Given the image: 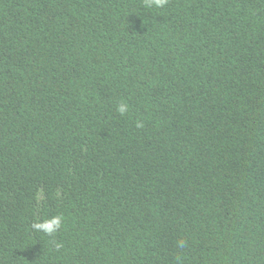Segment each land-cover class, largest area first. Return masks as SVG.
I'll return each instance as SVG.
<instances>
[{"label":"trees","instance_id":"1","mask_svg":"<svg viewBox=\"0 0 264 264\" xmlns=\"http://www.w3.org/2000/svg\"><path fill=\"white\" fill-rule=\"evenodd\" d=\"M0 264H264V0H0Z\"/></svg>","mask_w":264,"mask_h":264},{"label":"clouds","instance_id":"2","mask_svg":"<svg viewBox=\"0 0 264 264\" xmlns=\"http://www.w3.org/2000/svg\"><path fill=\"white\" fill-rule=\"evenodd\" d=\"M146 3L149 7L154 6L156 8H163L167 3V0H146ZM116 110L117 112L120 113V115L123 116L129 111V105L127 102H121L117 105ZM136 126L143 127V124L140 120H137ZM62 224H63V217L61 215H56L34 222L32 224V228L51 236L62 227ZM183 244L184 242L180 241L178 246L182 247ZM60 246H61L60 244H57V248H59Z\"/></svg>","mask_w":264,"mask_h":264}]
</instances>
